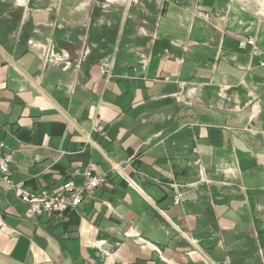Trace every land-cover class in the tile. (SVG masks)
Returning <instances> with one entry per match:
<instances>
[{
	"label": "crops",
	"instance_id": "crops-1",
	"mask_svg": "<svg viewBox=\"0 0 264 264\" xmlns=\"http://www.w3.org/2000/svg\"><path fill=\"white\" fill-rule=\"evenodd\" d=\"M262 59L264 0H0L13 183L107 180L0 181V264H264Z\"/></svg>",
	"mask_w": 264,
	"mask_h": 264
},
{
	"label": "built area",
	"instance_id": "built-area-1",
	"mask_svg": "<svg viewBox=\"0 0 264 264\" xmlns=\"http://www.w3.org/2000/svg\"><path fill=\"white\" fill-rule=\"evenodd\" d=\"M240 46L242 48L251 47L257 49L256 39H244L240 42ZM260 65L264 66V59L260 61ZM12 159V153L6 152L4 145L0 142V181L19 194L20 199L28 205V214L30 216L63 214L66 211L75 210L81 205L87 193L101 187L107 182L105 176L86 170L84 175L87 180L81 187H77L74 183L69 182L60 191L48 189L32 190L24 183H13L10 169ZM114 167H117V165H114ZM127 182L131 187L142 192L134 180L127 178Z\"/></svg>",
	"mask_w": 264,
	"mask_h": 264
}]
</instances>
